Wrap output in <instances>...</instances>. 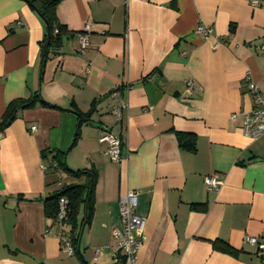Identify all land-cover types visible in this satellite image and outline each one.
<instances>
[{
	"label": "crops",
	"instance_id": "1",
	"mask_svg": "<svg viewBox=\"0 0 264 264\" xmlns=\"http://www.w3.org/2000/svg\"><path fill=\"white\" fill-rule=\"evenodd\" d=\"M56 13L67 32L42 67V17L27 0H0V118L35 94L56 107L20 110L0 132V264L76 256L43 203L76 181L47 170L46 149L67 151L71 169L98 171L93 218L80 231L88 264H121L113 230L122 229L128 190L144 219L136 264H264L244 242H264V135L245 136L241 116L256 104L248 78L264 98V0H62ZM200 25L212 35L197 34ZM84 32L90 44L81 52ZM93 102L71 148L72 105L86 113ZM104 132L121 139L120 161L106 155ZM177 133L196 136L195 152L179 147ZM210 175L223 180L218 191H208ZM218 240L234 252L216 250Z\"/></svg>",
	"mask_w": 264,
	"mask_h": 264
},
{
	"label": "trees",
	"instance_id": "2",
	"mask_svg": "<svg viewBox=\"0 0 264 264\" xmlns=\"http://www.w3.org/2000/svg\"><path fill=\"white\" fill-rule=\"evenodd\" d=\"M62 0H27V2L40 14L46 26L44 38V47L42 51V67L50 53L56 54L62 45V35L67 29L62 25L57 17V6ZM37 103L48 108H56L46 103L39 94L33 95L28 99H18L11 102L0 118V132L5 131L17 118L18 112L24 109L34 108ZM96 102H93L92 109L83 113L75 104L72 105V112L78 117L76 134L71 148L75 147L81 136V129L84 124L91 121L92 114L95 111ZM179 147L188 152L196 150V136L191 133H177ZM68 152L56 150H43L41 156L43 161H48L47 170L53 174H65L75 179L76 182L65 183L61 188L47 195L44 200L46 217L53 220L60 226L61 238L63 243L70 242L74 255H76L81 264H88L82 257L79 250L80 231L83 226L91 224L94 206L95 190L98 182V171L92 167L90 169L74 170L68 167L66 156ZM66 200V208L63 218L60 215V200ZM192 210H206L205 204H192ZM83 218L80 220V214ZM216 250L232 254L234 251L228 243L218 240L214 243ZM123 264V262H121Z\"/></svg>",
	"mask_w": 264,
	"mask_h": 264
},
{
	"label": "built area",
	"instance_id": "3",
	"mask_svg": "<svg viewBox=\"0 0 264 264\" xmlns=\"http://www.w3.org/2000/svg\"><path fill=\"white\" fill-rule=\"evenodd\" d=\"M89 29L87 25L86 30ZM196 33L202 35L204 38H208L212 35L213 30L209 26L200 25L196 29ZM89 35L84 32L80 36V51L84 52L89 47ZM264 51V47H262ZM189 90L194 88V82L189 80ZM248 87L250 92L254 95L256 104L254 108L247 113L241 114L243 118L242 131L245 136L257 139L264 135V98L260 95L258 87L253 81L248 78ZM126 107V103H121V107L116 105L114 111L121 116V109ZM238 115H234L232 118L236 119ZM36 130V127H33ZM99 141L101 143H107L106 155H108L113 161H120V153L122 141L119 137L113 135L110 132H104ZM45 168V167H44ZM208 191H218L223 185V180L216 176L210 175L205 179ZM138 203V193L135 190H128L123 195L119 202L120 216L122 229H114L113 237L116 240L117 247L115 252L122 257L123 264H136L137 254L144 241V219L140 217L136 212ZM60 215L59 218H63L66 208V200H60ZM245 244L256 247L258 252L264 256V242H261L258 238L247 235L244 239ZM64 249L69 256L74 254L73 247L70 242L64 243ZM99 252V250L97 251Z\"/></svg>",
	"mask_w": 264,
	"mask_h": 264
},
{
	"label": "rangeland",
	"instance_id": "4",
	"mask_svg": "<svg viewBox=\"0 0 264 264\" xmlns=\"http://www.w3.org/2000/svg\"><path fill=\"white\" fill-rule=\"evenodd\" d=\"M70 260L72 261V264H81V261L77 256H72Z\"/></svg>",
	"mask_w": 264,
	"mask_h": 264
}]
</instances>
